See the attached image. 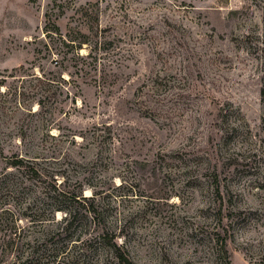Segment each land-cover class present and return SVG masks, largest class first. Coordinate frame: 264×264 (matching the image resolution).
<instances>
[{"label":"rangeland","instance_id":"374dc122","mask_svg":"<svg viewBox=\"0 0 264 264\" xmlns=\"http://www.w3.org/2000/svg\"><path fill=\"white\" fill-rule=\"evenodd\" d=\"M55 32L88 35L81 57H57ZM53 58L70 68L62 80ZM1 80L0 208L29 206L34 220L13 230H22V260L117 264L106 247L115 243L133 264H259L264 0H0ZM11 152L58 186L94 192L108 238L82 207L69 232L61 212L48 228L55 236L43 232L33 206L43 185L6 170ZM217 164L233 194L222 231L201 175ZM13 182L24 186L14 192Z\"/></svg>","mask_w":264,"mask_h":264},{"label":"trees","instance_id":"16d2710c","mask_svg":"<svg viewBox=\"0 0 264 264\" xmlns=\"http://www.w3.org/2000/svg\"><path fill=\"white\" fill-rule=\"evenodd\" d=\"M58 31V30H57ZM58 34V32H55V35ZM67 36V34H66ZM82 38L81 42H75V40H69L65 37H62L58 34V41L59 44L55 48V54L58 55L61 60H67L72 59V57H81L79 56V49L82 48L83 44H86L85 40H88V35H80ZM101 42H96L94 46L99 45ZM50 50V49H49ZM49 54L53 57L51 51H49ZM70 56V57H69ZM61 60H58L57 58H53L51 62L54 63V66L59 70V72H55V76L58 78L61 76H58L61 74V68L65 69V66H67V62H65V65H62ZM71 67V65L69 66ZM20 69H23L20 67ZM20 69H14L12 73L18 75L20 72ZM70 69V68H68ZM63 71V70H62ZM82 71V69H78L77 72ZM25 73V72H23ZM38 80H45L44 74H41L40 76H37V74H31ZM15 77L16 75H10V77ZM62 80V78H59ZM4 80H1L0 87L4 86V83L2 82ZM2 83V84H1ZM260 98L264 104V86L260 89ZM40 102H38V107H40ZM17 108H23L21 104H17ZM1 145V139H0V156L4 155V148L2 149ZM28 154H20L19 152H11L10 155L7 157L8 159L4 158L5 161V167L8 172H11L12 170L18 172L20 176L26 178L25 180L35 179L36 183L42 184V188H40V192L38 196L33 198V201L36 203L33 206H36L37 204H40L41 206H38V215L36 216L37 225L39 228L46 232L48 236L54 235L52 232H48V228L52 226L51 224H55V214L57 212H61L65 214V219L68 216L69 219L65 220V226L63 227V230L65 232H69L70 229L73 227L74 222H82V219H76L75 218L80 214L79 207H82L83 213L80 214V216L87 220L88 216H90V222L93 224L94 229L92 232L97 231L100 232L98 235L99 238H108V232L105 231V228H102L100 226H97L95 223V218L97 215V211L95 209V198L96 194L92 192V194L86 196L83 194L82 190L76 192V191H69L65 186L61 187L62 185L59 184V186L55 183L53 176L48 174H43L42 172H39V170L31 167V159L27 158ZM158 158V156L156 157ZM218 164L216 165L213 170L204 171L201 175L203 177L208 176L207 178L208 183L211 187V193L213 195V198L215 202H218V208L215 211V214H217V229L222 231L225 228V223L227 219H229V212L224 214L222 213V207L225 203L231 204V199L233 198V194L231 192V182L229 181V177L222 176V173L219 170ZM223 167V166H222ZM12 169V170H8ZM10 174V173H9ZM12 190L14 192H17L19 189H21L22 186H24L23 183H12ZM10 185V186H11ZM171 197L170 192L165 194L163 197H157V199L161 200H168ZM60 202H63L65 204L64 209L60 208V206H57V203L60 204ZM68 204V205H67ZM71 204V206H70ZM75 205V206H74ZM76 206L78 208H76ZM17 207V208H16ZM30 207L27 206L26 208H23L22 210H19L18 206L14 207V210H10L9 208L2 209L0 208V263H4L7 258H11L13 261L11 264H29V261L22 260L23 258V250L20 247V240L22 238L20 229L18 233L16 234L15 231L17 230L18 224L17 221H19L21 218H28L30 221H34L31 219L30 216L27 214V210ZM17 209V210H16ZM64 211V212H63ZM10 212V216L7 215V213ZM8 219L10 221H8ZM12 220H14L12 222ZM87 231L89 230L90 224L89 222H85L84 226ZM46 235V236H47ZM107 249L111 250L112 255L116 261L117 264H133L132 261L128 258L127 254L115 243L113 244H107ZM262 251L264 253V245H262ZM46 260V259H45ZM43 264L50 263L48 261L44 262ZM51 264H54L51 262ZM259 264H264V254L261 256V260Z\"/></svg>","mask_w":264,"mask_h":264}]
</instances>
